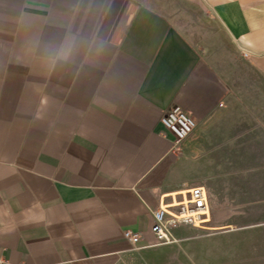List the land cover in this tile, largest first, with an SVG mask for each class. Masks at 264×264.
<instances>
[{"label": "crops", "instance_id": "1", "mask_svg": "<svg viewBox=\"0 0 264 264\" xmlns=\"http://www.w3.org/2000/svg\"><path fill=\"white\" fill-rule=\"evenodd\" d=\"M174 105L196 120L179 151ZM194 185L210 222L159 244L150 208ZM151 248L149 264H264V0H0V257Z\"/></svg>", "mask_w": 264, "mask_h": 264}, {"label": "built area", "instance_id": "2", "mask_svg": "<svg viewBox=\"0 0 264 264\" xmlns=\"http://www.w3.org/2000/svg\"><path fill=\"white\" fill-rule=\"evenodd\" d=\"M161 123L174 135V151H179L181 142L189 137L196 127L194 117L179 105L168 109L162 116ZM150 212L153 216L152 231L159 244L173 243L177 239L172 233V224H187L203 229L210 222L208 190L204 185L191 186L174 194L170 202L163 197L159 206L150 208ZM124 237L134 246L141 240L139 233L130 230L124 232ZM0 264L10 263L0 257Z\"/></svg>", "mask_w": 264, "mask_h": 264}, {"label": "rangeland", "instance_id": "3", "mask_svg": "<svg viewBox=\"0 0 264 264\" xmlns=\"http://www.w3.org/2000/svg\"><path fill=\"white\" fill-rule=\"evenodd\" d=\"M164 255L165 251L160 250L158 248L141 249L134 254L133 258H131L130 261L125 262V264H140V262L149 264L148 262L151 258L161 257Z\"/></svg>", "mask_w": 264, "mask_h": 264}, {"label": "bare ground", "instance_id": "4", "mask_svg": "<svg viewBox=\"0 0 264 264\" xmlns=\"http://www.w3.org/2000/svg\"><path fill=\"white\" fill-rule=\"evenodd\" d=\"M206 221H208V220H206ZM206 221H204V222H206Z\"/></svg>", "mask_w": 264, "mask_h": 264}]
</instances>
